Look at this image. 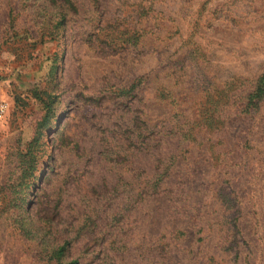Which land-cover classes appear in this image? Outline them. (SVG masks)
Instances as JSON below:
<instances>
[{
	"label": "rangeland",
	"instance_id": "374dc122",
	"mask_svg": "<svg viewBox=\"0 0 264 264\" xmlns=\"http://www.w3.org/2000/svg\"><path fill=\"white\" fill-rule=\"evenodd\" d=\"M262 75L264 0H0V264H264Z\"/></svg>",
	"mask_w": 264,
	"mask_h": 264
},
{
	"label": "trees",
	"instance_id": "16d2710c",
	"mask_svg": "<svg viewBox=\"0 0 264 264\" xmlns=\"http://www.w3.org/2000/svg\"><path fill=\"white\" fill-rule=\"evenodd\" d=\"M263 91H264V76L262 75L260 77V79L258 80V86L254 90V92L249 96L250 101H254L258 97H260V95L263 93ZM31 95L39 103H41V105L44 109V114H43L42 118L39 121H37V123H36L37 128L39 129L41 127H46L49 124L48 123L49 118L52 116L51 115V112H52L51 108H52V104L54 102V96H53L52 92H50V93L46 92L44 89L32 90ZM252 103H254V102H252ZM5 114L6 113H4L2 117H0V120L4 117ZM35 141H37V133L34 134L26 142L24 152L21 153V156H18V161H23L24 169L22 170V172H25L24 174H30L31 173L30 171L32 170V163H33L31 152H32L33 143ZM64 248H65V245L62 244L61 246L58 247L55 254L57 256H61ZM65 264H76V261L70 260V261L66 262Z\"/></svg>",
	"mask_w": 264,
	"mask_h": 264
},
{
	"label": "built area",
	"instance_id": "2783aa9c",
	"mask_svg": "<svg viewBox=\"0 0 264 264\" xmlns=\"http://www.w3.org/2000/svg\"><path fill=\"white\" fill-rule=\"evenodd\" d=\"M6 107H7V105L5 102H0V117H2L3 114L5 113Z\"/></svg>",
	"mask_w": 264,
	"mask_h": 264
}]
</instances>
